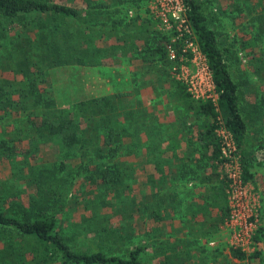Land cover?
Returning a JSON list of instances; mask_svg holds the SVG:
<instances>
[{
	"label": "trees",
	"instance_id": "trees-1",
	"mask_svg": "<svg viewBox=\"0 0 264 264\" xmlns=\"http://www.w3.org/2000/svg\"><path fill=\"white\" fill-rule=\"evenodd\" d=\"M69 1L0 0V264H147L148 244L155 264H204L207 255L195 260L205 251L199 242L230 218L229 184L220 172L229 160L216 131L230 134L242 181L264 191L247 137L254 114L264 110L257 100L250 111L241 109L229 48L199 0L182 1L216 100L193 98L174 78L181 44L171 43L152 18L129 17L118 30L120 22L106 23L95 12L104 6ZM227 1L240 16L249 12L253 38L241 49L264 92V0ZM121 46L143 63V79L152 78L153 88L167 85L177 114L168 130L179 139L163 136L157 118L134 102L139 87L66 104L56 98L49 71L110 68ZM169 46L176 50L172 61ZM69 220L77 238L91 240L97 251L66 241ZM30 240L36 247L21 245ZM252 240L253 247L264 244V226ZM229 255L239 264H264L255 248L231 247Z\"/></svg>",
	"mask_w": 264,
	"mask_h": 264
},
{
	"label": "rangeland",
	"instance_id": "rangeland-1",
	"mask_svg": "<svg viewBox=\"0 0 264 264\" xmlns=\"http://www.w3.org/2000/svg\"><path fill=\"white\" fill-rule=\"evenodd\" d=\"M89 2L92 7L104 6L102 8H95V12L97 11L100 13V18L102 20L105 19L106 23H108L110 19L114 22H120L118 23V30L123 28L121 22L128 23L129 13L133 14L132 16L134 19L152 18L157 24L156 29L161 34L170 36L171 43H174L175 33L173 26L169 25L164 27L161 21L151 11V6L154 4L155 0H89ZM68 3L84 9L88 6H85L80 0L69 1ZM199 4L201 6V12L206 18L214 16L217 19L219 31L222 33L223 39L226 42L225 46L229 48L230 58L232 59L228 64L234 81L241 86V109H244L245 112L250 111L252 108L250 104L257 100L260 104L259 108L264 110V92L261 90L262 83L252 75L246 52L241 49L243 41L253 38L252 32L248 27L249 12L245 11L240 16L235 8L229 5L227 0H199ZM175 43L178 42L175 40ZM235 53L239 57H233ZM184 55V58L181 60L183 64L181 74H174V78L180 77L185 84L188 83L192 77L197 76L198 82L201 83V89H203L204 65L202 58L196 53H193L191 49ZM132 60L131 54L127 48L121 46L117 48L116 58L110 68L67 67L56 71L51 70L49 71V78L51 79L54 94L58 100L66 104L68 102H75L81 97L96 98L116 92H130L133 91L135 86L139 87L138 95L132 97L134 102H136V99L140 100V106L144 108L148 114L157 118V123L163 136L169 135L173 138L174 135L175 138L179 139V132L178 134H171L170 131L173 132L176 130H168L169 125L175 122L177 114L171 107V96L168 95L166 91L168 89L167 85H163V87L157 85L158 87L153 88L151 84L154 83V80L152 78L146 79V77H144L143 79L141 73L143 63L139 60ZM254 117L256 118V123L248 128L247 137L250 140L249 148L256 158L255 163H258L256 165L257 172L264 176V111L257 116L254 114ZM173 127L174 126H172V128ZM181 145L180 147H182ZM129 158L130 160H134V163L137 162L133 156ZM134 167L136 170L138 169L137 164H134ZM135 168H133L134 172L136 171ZM232 169L230 164L225 163L224 166L220 168V172L224 175V178H226L227 175L229 176ZM247 188L250 193L251 208L254 214L257 215V222L253 228L254 237L256 230L260 226H264V191L258 184L256 185L253 183H247ZM73 216L74 214L71 215V218H74ZM66 218L67 217H64V220H66ZM175 224L181 226V222L178 220H175ZM64 226L65 230L62 236L67 242H72L74 248L78 250L83 249L87 252L98 250L92 241L86 237L77 238V235L73 233V230H75L73 222L69 220L64 223ZM179 230L180 229L176 227L178 233ZM138 241V239L133 240L132 245L137 244ZM233 241L231 227L225 224L215 236L199 242V247H203L205 251L204 253L196 254L195 260H201V258L207 255V260L204 261V264H226V262L230 264H239L236 260L231 259L229 255V249L233 246ZM21 245L24 248L36 247V244L33 243L32 240L23 241ZM254 248L264 252L263 242H256L251 251H253ZM154 250L152 245L148 244L144 256L147 264H155L157 262V259L155 260ZM52 251L57 252L54 249H52Z\"/></svg>",
	"mask_w": 264,
	"mask_h": 264
},
{
	"label": "built area",
	"instance_id": "built-area-1",
	"mask_svg": "<svg viewBox=\"0 0 264 264\" xmlns=\"http://www.w3.org/2000/svg\"><path fill=\"white\" fill-rule=\"evenodd\" d=\"M151 11L161 21L164 27L169 25L173 26L175 33L174 43L176 40L178 42L177 44L180 43L182 46L180 63L185 56L184 54L188 52L189 49L202 58L204 65L203 89H201V83L198 82L197 76H194L188 81V83H185L188 92L195 99L216 100L217 96L214 93L211 74L207 67L205 58L200 53L196 42L193 39H190V37L193 36V32L188 24L186 8L183 1L155 0L154 4L151 6ZM129 17H132V13H129ZM175 51L176 50L173 46H169L170 61L175 58ZM182 65L183 64H181L178 72L180 74L183 68ZM175 70L176 69L173 68L172 72H175ZM176 79L181 82L183 81L180 77ZM216 135L222 145V155L229 160L227 164H230L233 168L229 173V176L227 175L229 184L228 202L230 208V218L226 223L231 227L233 232L234 241L232 247L239 248L244 252H251L253 248V228L257 222V215L254 214L251 208L250 193L247 188V183H244L241 179L239 163L236 157H233L235 146L230 134L225 129L219 128L216 131Z\"/></svg>",
	"mask_w": 264,
	"mask_h": 264
},
{
	"label": "crops",
	"instance_id": "crops-1",
	"mask_svg": "<svg viewBox=\"0 0 264 264\" xmlns=\"http://www.w3.org/2000/svg\"><path fill=\"white\" fill-rule=\"evenodd\" d=\"M128 15H129V14H128ZM132 15H133V14H132ZM182 143H183V142H182ZM182 143H181V144H182ZM182 148H183V145H182ZM130 162L133 163V164H137V162L134 163V160H130ZM254 170H256V172L258 171V170L256 169V165H255ZM256 176H261V177L263 178L262 180H263V182H264V176H263L261 173L259 174V173L257 172V175H256ZM176 225H178V224H176ZM203 242H204V241H203Z\"/></svg>",
	"mask_w": 264,
	"mask_h": 264
}]
</instances>
